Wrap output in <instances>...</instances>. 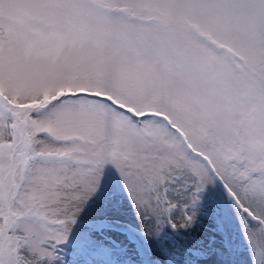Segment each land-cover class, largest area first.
Here are the masks:
<instances>
[{
  "label": "snow or ice",
  "instance_id": "snow-or-ice-1",
  "mask_svg": "<svg viewBox=\"0 0 264 264\" xmlns=\"http://www.w3.org/2000/svg\"><path fill=\"white\" fill-rule=\"evenodd\" d=\"M109 165L153 214L218 178L264 234V0H0V264H51Z\"/></svg>",
  "mask_w": 264,
  "mask_h": 264
},
{
  "label": "rangeland",
  "instance_id": "rangeland-1",
  "mask_svg": "<svg viewBox=\"0 0 264 264\" xmlns=\"http://www.w3.org/2000/svg\"><path fill=\"white\" fill-rule=\"evenodd\" d=\"M193 192L183 178L176 180L168 185L175 207L166 214L145 213L136 206L119 170L106 166L66 238L55 245L51 264H264V234L254 231L258 222L240 210L224 182L210 178L194 202ZM185 205L193 216L190 223L182 220ZM221 209L223 226L215 217ZM97 219L101 221L93 222ZM223 227L233 239L229 254ZM183 247L195 253L184 257Z\"/></svg>",
  "mask_w": 264,
  "mask_h": 264
},
{
  "label": "bare ground",
  "instance_id": "bare-ground-1",
  "mask_svg": "<svg viewBox=\"0 0 264 264\" xmlns=\"http://www.w3.org/2000/svg\"><path fill=\"white\" fill-rule=\"evenodd\" d=\"M114 253V252H113ZM66 262V261H65ZM75 262V261H74ZM76 264H78V263H76ZM106 264H110V263H106Z\"/></svg>",
  "mask_w": 264,
  "mask_h": 264
}]
</instances>
